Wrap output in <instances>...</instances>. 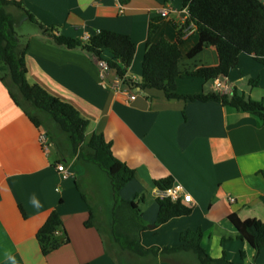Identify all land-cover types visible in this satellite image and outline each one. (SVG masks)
Returning a JSON list of instances; mask_svg holds the SVG:
<instances>
[{"label":"crops","instance_id":"0c3cea01","mask_svg":"<svg viewBox=\"0 0 264 264\" xmlns=\"http://www.w3.org/2000/svg\"><path fill=\"white\" fill-rule=\"evenodd\" d=\"M10 1L22 2L38 22L54 28L56 36L80 41L86 34L92 36L99 31L129 36L136 45V55L126 77L135 84L142 82L150 21L168 10L169 16L152 43L162 37L173 43L178 29L188 20L181 0ZM39 30L30 35L29 43L22 44L29 45L27 80L72 105L89 122L87 142L94 135H103L112 145L113 155L135 170L134 180L122 195L136 205L149 228L140 234L142 246L177 249L183 245L184 233L201 230L203 247L213 259L226 257L235 264H264V249L257 253L229 221L231 215H236L241 221L264 223L262 121L216 102L168 100L160 91L129 89L113 70L102 84L95 57L82 48L56 46ZM183 39L182 72L218 65L216 48L200 41L195 26L184 31ZM103 58L108 61L112 54L105 51ZM187 80H198L194 83L199 84L198 88L188 90ZM203 82L191 77L178 79L177 93L232 96L237 90L254 101H264V66L252 56L243 54L228 77L211 81L209 92ZM129 95L136 99L131 101ZM42 133H47L45 128L31 123L0 82V264L123 263L128 253L118 249L112 236L102 233L96 220L99 208L89 207L79 195L82 176L72 167H66L71 173L66 179L57 171L58 164L67 163L68 155L73 157L72 151H64L55 161L53 151L56 155L60 151L51 140L46 155L40 143ZM168 178L174 180V187L180 186L191 195L193 202L184 203L191 213L156 226L159 205L155 193L159 188L155 182ZM130 188L134 190L130 192ZM54 211L59 213L62 226L52 241L51 252L45 256L37 235ZM91 213L94 226L88 228L85 223ZM191 255L166 253L150 261L135 262L131 257L126 261L189 264ZM194 260L198 262L196 256Z\"/></svg>","mask_w":264,"mask_h":264},{"label":"trees","instance_id":"16d2710c","mask_svg":"<svg viewBox=\"0 0 264 264\" xmlns=\"http://www.w3.org/2000/svg\"><path fill=\"white\" fill-rule=\"evenodd\" d=\"M181 3L188 11V20L180 30L174 25V28L178 29L175 42L172 43L162 37L157 43H152V38L157 34L165 18L157 17L150 21L142 65V82L135 84L126 77L136 55V45L129 36L110 31H99L88 41L56 36L55 29L46 28L38 22L35 16L25 9L22 2L0 0V82L8 90L13 103L22 110L31 123L36 128H45L56 148L57 135L53 132L54 129L67 135L72 154L79 162L84 160L96 164L108 174L116 193L134 180L135 170L113 155L112 145L106 142L103 135H94L87 142L89 122L82 118L72 105L50 95L40 86L28 82L26 56L29 45L23 46L20 43L15 32L16 20L8 13V9L12 7L22 11L44 35L52 38L56 46L70 50L82 48L98 61H105L103 54L109 51L112 58L105 62L129 89L138 88L141 92L160 91L168 100L220 103L224 107L258 117L264 127V101H254L237 90H234L232 96L215 93L182 96L177 93L178 79L191 77L210 82L228 77L231 70L240 64L243 54L252 56L256 62L264 66V4L260 0H181ZM191 25L196 27L202 43L216 48L219 61L217 66L182 72L181 62L184 56L181 46L184 43V31ZM155 185L161 190H168L174 187V180L172 178L159 180ZM82 198L85 197L82 195ZM158 205L156 226L191 213L181 201L173 203L168 199H159ZM126 210L135 213L137 207L132 202L122 201L121 204L116 203L112 210L113 225L110 235L122 253L157 259L166 253L185 252L194 254L199 264H235L226 257L221 259L210 257L203 247L204 234L201 230L184 233L181 236L183 245L177 249L160 250L157 247L146 249L141 244L140 234L149 228L133 222V217L127 214ZM119 217L121 220H118ZM94 220L95 217L91 213L85 226L93 227ZM229 221L239 232L240 238L248 242L257 253L264 249V223L241 221L236 215H231ZM61 226V217L54 211L37 235L43 255L51 252L52 241Z\"/></svg>","mask_w":264,"mask_h":264},{"label":"rangeland","instance_id":"374dc122","mask_svg":"<svg viewBox=\"0 0 264 264\" xmlns=\"http://www.w3.org/2000/svg\"><path fill=\"white\" fill-rule=\"evenodd\" d=\"M10 11L15 12V14L13 15L16 20L15 32L20 39V43L23 44L24 41L29 43V41L32 39L30 35L38 33L40 31L39 27L31 23L29 18L23 12L12 7L8 9V13H10ZM2 75L4 76V74ZM194 81L195 80H187L186 84L190 87L188 88V90H196V88H198L199 84H194L199 83L198 80H196L195 82ZM205 82H203L202 85H204L205 91L209 92L211 81L207 83ZM53 132L57 135V148H59L58 151H60L59 153H57V155L55 154V151H53L52 159L56 161L62 158L61 155L65 153L64 151L68 152V154L70 153L71 145L67 135L60 133L59 131H57V129H54ZM58 154H60V156ZM67 155L65 154L63 156L67 157ZM73 157L68 155L65 167H72L73 172H75L79 176H82L80 182L78 183V186H80V188H77L79 195L80 197H82V194H85L86 198H84L83 202L86 203L89 207L93 206L99 208V213L96 217L97 223L99 224L102 233L105 236H109L111 238V225H113L112 210L114 208V205L116 206V203L121 204L122 201L128 202L124 200L122 195L124 189L119 193H116L111 185V180L108 174L104 170L99 168L96 164L87 163L84 160L79 162L78 160H74ZM84 175L86 176L83 177ZM133 190L134 188H130V192ZM133 194L134 192H132V195ZM126 213L131 214V216L133 217V222L135 221L136 224L140 223L144 226L147 225L145 222H143L141 214L138 210L135 213H130L128 210H126ZM118 220H121L120 217ZM128 257H131L132 261L135 262H139L142 259H145V261H150L153 258H140L126 254L125 261L123 263L119 262L117 264H128L126 261L128 260L129 262ZM188 259L190 260L189 264H198V262L194 260V255L188 256ZM183 264H186V262H184Z\"/></svg>","mask_w":264,"mask_h":264},{"label":"built area","instance_id":"2783aa9c","mask_svg":"<svg viewBox=\"0 0 264 264\" xmlns=\"http://www.w3.org/2000/svg\"><path fill=\"white\" fill-rule=\"evenodd\" d=\"M263 4H264V0H260ZM187 14V13H186ZM160 16L163 18H166L169 16V11L168 10H162L160 12ZM89 39H91V35L90 34H86L84 36V41H88ZM99 67H100V74H101V79H102V84H105V79L107 76V73L111 70L108 63L105 61H99L98 62ZM121 81V80H120ZM129 99L131 101H134L136 99V97L134 95H129ZM40 143H41V147L42 150L44 151V153L47 155L50 150H51V141L49 136L47 135V133H42L40 135ZM57 171L63 175V177L66 179L68 178L71 173L70 171L65 167L64 164H58L57 166ZM156 198L159 199H168L173 203H177V202H183L186 204H191L193 202L192 197L189 193H187L184 188L177 186V187H173L171 189L168 190H161L158 189L156 190L155 193ZM232 202H235L234 200H232Z\"/></svg>","mask_w":264,"mask_h":264},{"label":"clouds","instance_id":"9594fccd","mask_svg":"<svg viewBox=\"0 0 264 264\" xmlns=\"http://www.w3.org/2000/svg\"><path fill=\"white\" fill-rule=\"evenodd\" d=\"M32 203L37 207L39 206L38 202L35 199L32 200Z\"/></svg>","mask_w":264,"mask_h":264}]
</instances>
